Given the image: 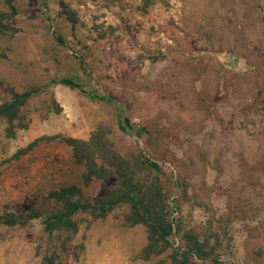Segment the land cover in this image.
Returning <instances> with one entry per match:
<instances>
[{"label": "rangeland", "instance_id": "1", "mask_svg": "<svg viewBox=\"0 0 264 264\" xmlns=\"http://www.w3.org/2000/svg\"><path fill=\"white\" fill-rule=\"evenodd\" d=\"M0 107V264H264V0H0ZM126 177L167 243L126 202L47 230Z\"/></svg>", "mask_w": 264, "mask_h": 264}, {"label": "trees", "instance_id": "2", "mask_svg": "<svg viewBox=\"0 0 264 264\" xmlns=\"http://www.w3.org/2000/svg\"><path fill=\"white\" fill-rule=\"evenodd\" d=\"M28 96L29 93L27 92L15 94L13 99L10 102L5 103V105L11 107L14 106V108H16V105L24 102ZM90 96L93 98H99L100 100L110 101L106 96H94L92 94ZM2 109L3 107H0V113L4 112ZM67 141L74 147V153L77 160H84L88 164L87 172L85 173V180L87 181L91 176H99L95 170V161L86 157V155H80L79 151L76 149V140L68 139ZM100 149L101 145L97 147L98 151H100ZM72 195L77 197L71 199ZM146 195H148V192L142 193L137 182L132 177H126L121 188L109 189L106 195L97 198L93 202L87 200L78 187L69 186L67 188H61L52 191L51 196L62 203V208L54 214H51L50 217L45 220V225L47 230L51 231L53 229L50 228V222L55 221L58 223L57 227L60 231L66 230L75 233L77 226L76 222L72 219V215L76 212H89L93 214L94 217H104L119 202H126L131 208L129 219L134 216V222H142L147 227V238L149 243H167V237L171 233L173 223L166 218L163 213V207L156 202L146 200ZM144 200H146V202ZM9 216L10 218L6 219L4 215L0 214V223L13 225L16 222H20V219L22 218L21 215L17 216L10 214ZM59 223L65 225H59ZM195 253L197 256H202V251L199 247L196 248ZM55 258L54 254L45 256L40 264H58L55 261Z\"/></svg>", "mask_w": 264, "mask_h": 264}]
</instances>
